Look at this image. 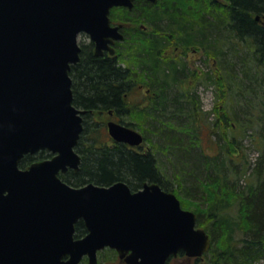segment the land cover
Listing matches in <instances>:
<instances>
[{
    "label": "trees",
    "instance_id": "1",
    "mask_svg": "<svg viewBox=\"0 0 264 264\" xmlns=\"http://www.w3.org/2000/svg\"><path fill=\"white\" fill-rule=\"evenodd\" d=\"M118 17L144 23L147 30L128 37L122 58L88 51L73 68L74 105L88 115L76 148L80 171L61 174L63 180L74 186L121 180L133 190L159 183L196 212L198 225L211 236L208 264H264V0H136L129 14ZM172 47L203 49L212 61L203 83L224 88L223 113L217 111L211 125V135H220L213 138L215 154L200 147L207 112L185 81L192 74L186 56H172ZM138 83L149 90L143 102L128 96ZM112 110L121 123L144 133L147 147L110 137L94 114ZM240 130L255 137L261 152L242 184L249 163L241 171L232 154ZM35 158L26 156L20 166ZM82 229L80 222L76 233Z\"/></svg>",
    "mask_w": 264,
    "mask_h": 264
},
{
    "label": "water",
    "instance_id": "2",
    "mask_svg": "<svg viewBox=\"0 0 264 264\" xmlns=\"http://www.w3.org/2000/svg\"><path fill=\"white\" fill-rule=\"evenodd\" d=\"M158 2V0H149ZM135 0H0V264H98L110 246L129 264H167L181 250L208 252L212 238L196 212L159 183L133 191L125 181L74 186L60 176L80 170L76 151L86 109L74 105L71 68L80 61L78 35L96 54L123 38L110 10ZM259 18V15L256 17ZM112 139L143 144L140 130L111 120ZM54 154L27 168L26 154ZM85 221L88 234L75 237Z\"/></svg>",
    "mask_w": 264,
    "mask_h": 264
},
{
    "label": "flooded vegetation",
    "instance_id": "3",
    "mask_svg": "<svg viewBox=\"0 0 264 264\" xmlns=\"http://www.w3.org/2000/svg\"><path fill=\"white\" fill-rule=\"evenodd\" d=\"M135 4H136V1H135ZM135 4L134 6L130 9L129 7L127 6H116V7H113L111 8L110 10V24H112V26L116 27V26H120L119 28V33L122 34L124 37L123 38H114L113 42H110L108 45L109 47H112L111 49H104L103 52L99 55L96 54V44L95 42L93 41L92 37H90V34L87 33V32H81L78 37H79V45L80 47L82 48L81 52H80V61L77 62L76 64L72 65V68L70 70L71 72V77H72V89H73V95H74V92H75V88L74 86L77 84L76 82H74V77L72 75V70L73 68L78 64V63H81L82 61V58H83V53L84 52H92L95 56H106L108 58H122V56L125 54V48L127 46H125V43L128 41V37H131L132 34H135L137 33L136 30L137 29H141V28H145L147 30V26L143 23V24H139L137 23L134 19L132 20H129V18L127 19H123L120 17H118L120 14H129V12H131L134 8H135ZM127 22H125V21ZM191 51H194L195 53L196 52H202V56H200L198 59L196 58L195 60H198V63L201 64V67L198 65H194L192 61H190L188 58H187V53L188 52H184L182 50H179L178 53H182L183 55L186 56V59H187V62H188V67H190V70L191 71V76L187 77V79L185 81H188V83L193 86L194 89H197L199 87V85L203 84L204 80H205V76L207 75V69L205 66H203V56H205V51L202 49H196V48H192L190 49L189 52ZM190 62V64H189ZM204 64H206V62L204 61ZM200 67V68H199ZM76 87V86H75ZM134 89H137L135 90V93L131 94V95H128L130 99L132 100H135V98H138V100L140 102H143L144 99H145V96L147 94V92H149L148 89H144V84L142 83H138L137 85H135L133 87ZM139 94V96L137 97L136 95ZM84 109V108H83ZM93 114V112H91ZM88 115V110H87V113H85L83 115L84 117V121L86 119V116ZM95 116V114H94ZM108 116H110V119H108L106 121V128H107V124L109 121L111 120H116V121H119L121 122V118L120 116H118V113L117 112H114L113 110L109 112ZM97 117V116H96ZM100 123V121H98ZM102 122V121H101ZM109 130V128H107ZM108 134H109V131H107ZM142 132V131H141ZM144 138H145V135L144 133L142 132ZM110 135V134H109ZM146 140V139H145ZM80 142V141H79ZM146 142V141H144ZM143 142V143H144ZM79 145V144H78ZM130 145V144H129ZM131 146V145H130ZM141 146H144V144H141V145H137V146H132L133 148L135 149H138L140 148ZM144 147H147V146H144ZM77 148V147H76ZM81 154V153H80ZM28 155H36V158L27 165V167H29L30 164H32L34 161H37V160H45V158H51L54 156L53 153H51L49 150L45 149V150H41V151H38V152H35L34 154H26L23 158H26V156ZM23 161V159H22ZM25 167V168H27ZM80 170L78 171H75L73 168H69V170L65 173H60V176L61 174H68L69 172L70 173H77L79 172ZM62 177V176H61ZM145 183V182H144ZM144 185V184H143ZM142 185V186H143ZM141 186V187H142ZM139 187V188H141ZM138 189H135V190H139ZM134 190V191H135ZM82 222L83 223V229H82V234L78 235V233H76L75 231V237L76 238H82L83 236H85L86 234H88V229H87V226L85 224V221H82V220H79L78 223L76 224V227L77 225ZM107 251H109L110 253L113 254V257L115 258L116 256L121 260L123 261L125 264H129L125 257H121L120 254H118L117 250L110 247V246H107L106 248L104 249H101L98 251V255H99V261H98V264H100V255H102L103 253L105 254V252L107 253ZM209 252H206L204 253L203 255H199V256H190L188 255L185 251H180L176 256H171L168 260H167V264H171L170 261L173 260V259H176V258H179V257H182L184 259H190V260H198L199 258L203 259L204 257L206 258V254H208ZM86 260V264H88V256L86 255L83 259L82 262H84Z\"/></svg>",
    "mask_w": 264,
    "mask_h": 264
},
{
    "label": "rangeland",
    "instance_id": "4",
    "mask_svg": "<svg viewBox=\"0 0 264 264\" xmlns=\"http://www.w3.org/2000/svg\"><path fill=\"white\" fill-rule=\"evenodd\" d=\"M168 51L172 56H178L180 54L178 53L179 50H177L176 47H172ZM202 54H203L202 52L195 53L194 51H191V52H188L186 55H187V58L193 62L194 65H197L198 60H195V59L196 58L198 59L200 56H202ZM204 61H207L206 62L207 64H204ZM198 65L201 67L200 63H198ZM211 65H212L211 59H209L207 55L203 56V66L208 68L207 70L210 71L212 69ZM195 90L198 91L197 93L200 96V101H202L201 112H204V114L207 112L205 116L206 122H204L203 120V123L206 124L205 125L206 127L203 133V138L201 140L200 147H203L205 150H207L209 154H215L216 152H218V146L214 144L213 138H218L220 137V135L218 134L214 136L211 135L212 134L211 125L214 121H216L218 117V115H216V113L218 114L217 111H219L220 113L221 112L223 113V111L219 110L220 109L219 107H222L225 102L224 95H222V94H225L224 88L219 87L216 84L212 86H208L206 83H203L199 85V87ZM225 92H226V89H225ZM136 96L138 97L139 94H137ZM135 99H138V98H135ZM212 111H216V112H212ZM94 117H95L96 122L100 121L101 124L103 123L105 125H106V121L110 119V116L106 114H101V115L95 114ZM217 121L223 124L220 119ZM220 130H219V133H222L223 135H227L224 132L223 128H221ZM235 134L239 136L238 137L239 144L237 143L238 148L236 147L237 151L232 153L234 154L233 156L235 157V162H239V165L241 167H238V168L243 172L247 170L243 168V166L245 165V162L248 161L249 163L248 170L246 171L245 174H243L242 178L239 179L241 180L240 183L242 184V182L245 183V181H247L246 177H248V175L252 173L253 162H255V160L259 157L258 155L261 152L259 149L260 145L257 143V140L254 139L255 138L254 136H245V133H243L241 130L235 132ZM206 260L207 259L205 257L203 259L199 258L198 260H190V259H184L182 257H179V258L171 260L170 263L171 264H208ZM100 264H125V263L121 261L117 256L114 258L113 254L107 251V253L105 252V254L103 253L102 255H100Z\"/></svg>",
    "mask_w": 264,
    "mask_h": 264
}]
</instances>
